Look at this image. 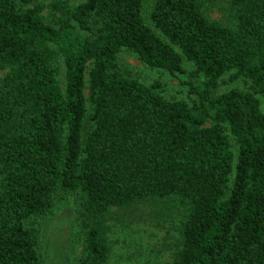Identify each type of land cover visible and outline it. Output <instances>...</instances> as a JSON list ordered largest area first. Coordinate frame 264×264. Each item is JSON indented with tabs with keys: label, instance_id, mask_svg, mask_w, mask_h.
<instances>
[{
	"label": "trees",
	"instance_id": "trees-1",
	"mask_svg": "<svg viewBox=\"0 0 264 264\" xmlns=\"http://www.w3.org/2000/svg\"><path fill=\"white\" fill-rule=\"evenodd\" d=\"M148 17L142 0H0V264H42L66 196L71 264H105L113 208L142 201L179 214L171 264H264V0H154ZM123 52L186 71L184 91Z\"/></svg>",
	"mask_w": 264,
	"mask_h": 264
},
{
	"label": "rangeland",
	"instance_id": "rangeland-1",
	"mask_svg": "<svg viewBox=\"0 0 264 264\" xmlns=\"http://www.w3.org/2000/svg\"><path fill=\"white\" fill-rule=\"evenodd\" d=\"M76 4L82 0H68ZM154 0H142V14L147 23ZM209 15L219 17L218 10L209 9ZM122 60L142 70L145 78L159 77L166 85V94L179 96L185 89L186 71L169 73L161 69L145 68L129 52L120 55ZM185 69L190 63L183 62ZM6 69L0 68V76ZM264 110V98L261 97ZM157 206L142 201L125 209L113 208L107 221L108 259L105 264H171L177 239L179 214L170 210L168 215L156 212ZM75 205L71 196L56 203L52 213L42 224V264H71L81 252V242L74 225Z\"/></svg>",
	"mask_w": 264,
	"mask_h": 264
}]
</instances>
